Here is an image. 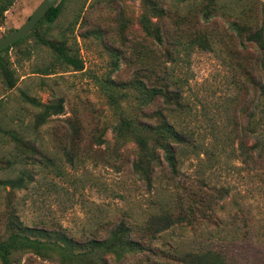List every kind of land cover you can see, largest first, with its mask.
Masks as SVG:
<instances>
[{
  "label": "rangeland",
  "instance_id": "1",
  "mask_svg": "<svg viewBox=\"0 0 264 264\" xmlns=\"http://www.w3.org/2000/svg\"><path fill=\"white\" fill-rule=\"evenodd\" d=\"M42 1L16 0L0 37ZM150 1L165 9L160 20ZM208 6L209 18L202 12ZM142 16L160 23L164 45L147 34ZM261 28L264 42V0H64L61 16L41 31L65 42L82 70L33 38L13 47L16 86L0 75V178L14 179L22 169L34 176L20 189L0 186V239L12 224L39 231L38 247L14 252L12 263L165 264L215 250L224 264H264V48L251 37ZM201 37L202 44L193 43ZM141 86L167 88L173 99L156 95L141 105ZM59 99L64 112L36 127L43 104ZM157 112L188 141L177 149L178 176L163 162L149 186L133 171L137 145L118 142L114 127L123 116L155 122ZM11 133L57 164H33ZM191 192L205 200L209 218L146 230L153 214L177 215L180 202L192 204ZM121 225L144 250L119 260L92 240H111Z\"/></svg>",
  "mask_w": 264,
  "mask_h": 264
},
{
  "label": "trees",
  "instance_id": "2",
  "mask_svg": "<svg viewBox=\"0 0 264 264\" xmlns=\"http://www.w3.org/2000/svg\"><path fill=\"white\" fill-rule=\"evenodd\" d=\"M15 1L16 0H0V27L4 24L6 12ZM63 8L64 0H61L56 6L51 8L28 36L0 50V75L10 88L16 86L18 78L15 70L11 66L9 52L13 47L22 45L30 38H33L36 43L50 48L62 64L72 65L76 70H82L84 68L83 60L72 53L65 42L55 41L49 38L46 32L41 31V27L44 24L51 25L61 16ZM150 8L159 20L166 13L165 9L160 6L157 1H150ZM212 9L213 8L208 6L205 7L202 12L209 18ZM141 22L147 34L153 37L159 45L165 44V36L163 35L164 33L159 22L152 21L151 17L148 16H142ZM236 28L240 31L239 26L236 25ZM251 37L258 41L260 46L264 48L262 28ZM181 39L180 36L172 37V41L175 45H181ZM202 41V37L196 38V40H193V43L202 44ZM262 93H264V86H262ZM156 95H163L168 101H171L174 93L172 95L167 88L163 87H154L148 90L146 86H141V94L139 96V100H142L141 105H147L150 101L155 99ZM43 106L44 109L36 117V127L46 122L50 116L64 112V103L62 99L53 103L43 104ZM77 128L76 126L75 131H77ZM114 131L118 142H124L129 139L133 140L137 145L138 154L133 162V171L149 186L152 185L156 168L161 166L163 162L167 164L172 176H178L179 161L177 149L179 146L187 143L188 136L186 133L179 131L167 116H164L161 112H157L155 122L153 118H150L148 115H145V118L142 120L123 116L121 122L114 127ZM11 137L16 143L17 150L19 151L18 153L30 160L33 164L42 165L44 167L55 166L57 164L56 159L39 148L36 143L25 141L22 136L15 133H11ZM96 139L98 142L103 140L100 136ZM64 151L72 162L74 160L73 155L66 148H64ZM15 162L14 160H7L10 166L14 165ZM32 176H34V174L30 170L22 169L19 171L18 177L14 179L0 178V186L5 188L10 186L12 189H20L26 185L27 180L32 179ZM191 195L193 197V203L184 206L183 202H180L178 205L180 211L177 215L170 210H164L160 213L153 214L146 225V230H149L148 232L158 233L180 222L193 223L197 221L199 217L209 218L212 213L208 214L204 209L205 200L202 196L198 198L196 192H191ZM201 206L203 207L202 209ZM36 231L28 233L21 226L19 227L12 224L9 236L4 240L0 239V260L2 263L13 264L11 255L14 252L38 247L36 244L38 238H33ZM111 235L113 237L111 240L93 239V244L97 247H102L107 252H112L115 258L119 260L123 258L124 252L136 253L144 250V246L141 242L131 238L130 228L125 225H121L120 228L113 231ZM165 264H224V257L219 251L209 250L207 252L188 253L183 256L179 262H168Z\"/></svg>",
  "mask_w": 264,
  "mask_h": 264
},
{
  "label": "water",
  "instance_id": "3",
  "mask_svg": "<svg viewBox=\"0 0 264 264\" xmlns=\"http://www.w3.org/2000/svg\"><path fill=\"white\" fill-rule=\"evenodd\" d=\"M61 0H43L27 21L14 31L0 37V50L28 36L45 17V15Z\"/></svg>",
  "mask_w": 264,
  "mask_h": 264
}]
</instances>
